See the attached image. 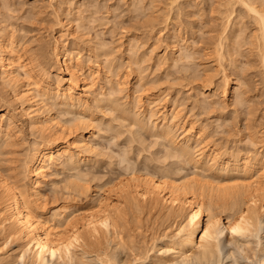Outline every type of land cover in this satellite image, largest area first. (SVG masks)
<instances>
[{"label": "rangeland", "instance_id": "374dc122", "mask_svg": "<svg viewBox=\"0 0 264 264\" xmlns=\"http://www.w3.org/2000/svg\"><path fill=\"white\" fill-rule=\"evenodd\" d=\"M253 4L264 14V0ZM260 27L257 17L236 0H0V46L8 43L16 55L41 57L43 76L48 77L59 65L55 45L64 41L81 63V84L87 88L83 107L61 104L50 92L33 99L41 101L40 111L53 120L54 129L63 125L69 139L83 133L90 147L76 165L61 159L47 170L33 207L38 206L50 225L57 224L53 212L72 213L71 219L78 220L98 200L111 203L118 197L116 204L120 202L113 231H103L50 264H264V209L259 206L249 232L225 230L213 242L217 247L204 251L196 245L179 256L169 248L183 217L165 216L149 204L137 207L130 195L121 199L125 191L120 193L132 182L130 171L176 178L211 194L204 200H210L213 213L225 221L223 210L233 197L215 199L214 194L220 188L240 190L250 179L230 171L231 166L220 171L201 160L196 164L194 154L182 157L176 147L193 124L195 131L201 129L202 142H190L192 152L206 147L204 153L209 154L216 148L221 161L232 154L264 164ZM226 75L234 80L229 91ZM11 86L0 80V117L11 128L10 138L0 135V168L6 173V167H15L21 190L29 194L22 164L32 144L48 132L44 136L29 125L28 102L15 96ZM173 111H178L179 124L165 138L162 128L167 123L158 116L164 112L169 123ZM259 172L255 166L249 175L257 179ZM260 193L264 199V188ZM1 222L0 264H36L26 254L21 257L23 244L7 237ZM65 226L54 229L66 234Z\"/></svg>", "mask_w": 264, "mask_h": 264}, {"label": "bare ground", "instance_id": "6f19581e", "mask_svg": "<svg viewBox=\"0 0 264 264\" xmlns=\"http://www.w3.org/2000/svg\"><path fill=\"white\" fill-rule=\"evenodd\" d=\"M236 1H240L248 12L257 17V22H259L264 32V14L259 11V7L257 9V6L253 4L256 0ZM63 42L57 41L53 50L54 59L60 66L58 65V68L53 70V75L48 77L46 75V77L43 76L45 74V72L43 74L45 63L41 57L33 59V56L16 55L12 52L14 50L10 48L11 44L8 43H1L2 45L0 46V80L4 84L12 85L15 96L21 97L23 103L28 102L27 107L30 108L28 112L29 125L42 133L44 131L48 132L46 138L42 137L41 141L32 144L30 154L25 158L24 164H22L23 171L28 177L29 194L21 190V185L18 184L21 179L19 177L20 173L17 172L18 170L15 167L12 166L9 169L6 167L9 172L4 168L6 173H2L1 170H4L0 168V215L2 216L0 221L4 224L3 231L6 232L7 237L23 244L24 250L21 257L23 258L24 254H26L27 258L36 264H50V261L59 257L63 259L70 256L77 247L85 245L90 238H98L103 231L110 229L113 231L117 226L114 218L117 213V204L120 203L116 204L119 200L118 197L116 201L111 202L112 204L105 199L103 201L98 200L87 208L88 210H85L86 212L79 219L77 218L78 220L76 218L72 220L74 219L72 216L70 217L72 213L65 216L61 212H53L52 218L56 220L57 224L66 225L65 227L68 228L66 234H62V232L60 234L55 231L56 229L54 228L57 224L51 222L52 224L46 225L49 222L44 220L41 212L37 209L38 206L37 208L33 207V203H36L39 195L38 184L47 176V170L61 159L76 165L81 158V154L90 150L86 135L78 133L72 139H69L66 135L67 132L65 134V131L63 132V125H59L57 130L54 129L55 123L50 117L45 119L42 110L40 111L42 108L39 107L41 101L35 102L33 100L36 96L41 98L42 96H47L50 92L59 99L61 104L67 106H82L85 103L84 95L87 92V88H85V84H81V63L78 59L72 57V51H69ZM35 54L43 55V53L38 51ZM37 55L35 56L37 57ZM65 70L66 72H64ZM20 72L24 77L21 76L22 74L20 75ZM65 73L67 77L64 76ZM22 77L26 81L22 80ZM233 81L226 75L224 81L226 91L231 89L230 84ZM209 82L211 83L212 81ZM31 90L35 91V94ZM177 114L178 111L171 112L169 123L164 112L161 115L159 114L160 121L167 123L163 128L161 127L165 138L171 137L175 127L179 124L175 123ZM2 121L3 119L0 117V135L10 138L11 128L8 125L10 122L6 124ZM51 121L53 123H50ZM201 135V129L195 131L193 124L189 125V128L181 134L180 140H182V143L176 147L179 155L185 157L194 154L193 162L196 164L201 160L208 164L209 168L215 167L216 170L219 169L220 171L227 170L231 166L230 171L242 173L246 177L248 176L247 180L250 179L240 190L227 192L220 190V188L217 193L215 192L216 194L213 193L216 196L215 199L218 197L223 198L229 194L233 197L231 204H228V206L225 204L223 210L225 221L213 213L211 209L212 202L204 200V196H207V194L204 193L205 189H203L204 191L202 190L203 187L194 188L192 184H184L185 181L182 183L176 178L162 179L152 172H147L140 176L130 171V180L132 182L124 186V189L120 192L123 193L122 191H125L121 194V199H123L124 194H127L126 196L130 195L132 202L135 201V206L137 207L149 204L160 208V211L165 216L183 217L182 222L178 224L176 232L173 233L170 239L171 246L169 248L177 252L179 256H185V249L196 245H199L204 251L217 247L218 243L213 244V242L217 241L225 230L232 233V229L238 225L241 234L249 232L253 226L254 208L259 206L261 210L264 209V199L260 193L264 188L261 186V179L264 178V164H259L260 162L257 159L251 160L249 157L242 158L239 155L232 154H227L225 156L226 159L221 161V158L217 155L216 148H213L211 153L205 154V149H208L205 147L203 150H197L195 155L196 152H192L190 148V142L193 141L198 144L199 141L200 145L202 142ZM255 166H259L260 172L257 174V179H252L253 176H250L249 173H253ZM128 182L130 183V181ZM209 190L212 189L210 188ZM208 193L210 194L211 192L208 191ZM210 195L208 196L211 197Z\"/></svg>", "mask_w": 264, "mask_h": 264}, {"label": "snow or ice", "instance_id": "6c2138e0", "mask_svg": "<svg viewBox=\"0 0 264 264\" xmlns=\"http://www.w3.org/2000/svg\"><path fill=\"white\" fill-rule=\"evenodd\" d=\"M232 231L235 234H241L239 225L236 228H233ZM205 235H207V233H205ZM53 255H55V253H53Z\"/></svg>", "mask_w": 264, "mask_h": 264}]
</instances>
